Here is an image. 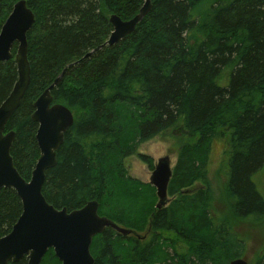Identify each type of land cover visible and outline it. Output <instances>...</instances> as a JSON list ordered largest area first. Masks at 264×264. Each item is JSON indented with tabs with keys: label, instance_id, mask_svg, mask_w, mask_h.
I'll use <instances>...</instances> for the list:
<instances>
[{
	"label": "trees",
	"instance_id": "trees-1",
	"mask_svg": "<svg viewBox=\"0 0 264 264\" xmlns=\"http://www.w3.org/2000/svg\"><path fill=\"white\" fill-rule=\"evenodd\" d=\"M18 0H0V29ZM35 15L27 33L31 80L6 125L15 131L14 165L26 180L40 156L34 102L51 93L74 123L46 172L42 192L69 211L88 201L99 213L141 234L106 229L93 238L94 264H229L247 243L215 214L208 185L211 143L225 140V204L231 218L264 219V0H151L136 30L108 45L109 15H136L144 0H26ZM1 31V30H0ZM13 57L0 62V105L18 79ZM169 128L187 136L168 186L133 178L126 159ZM223 140V141H224ZM156 197V198H155ZM20 197L0 189V237L22 214ZM59 264L53 249L41 264ZM10 264H28L26 257ZM254 264H264V244Z\"/></svg>",
	"mask_w": 264,
	"mask_h": 264
},
{
	"label": "water",
	"instance_id": "water-1",
	"mask_svg": "<svg viewBox=\"0 0 264 264\" xmlns=\"http://www.w3.org/2000/svg\"><path fill=\"white\" fill-rule=\"evenodd\" d=\"M152 8L151 0L130 20H123L111 14L109 22L113 27L107 44H115L131 35ZM35 22L33 11L26 0H18L5 19L0 31V62L13 57L12 47L17 43L14 61L18 79L13 89L0 105V189L12 188L20 197L23 211L11 231L0 237V264H10L26 257L28 264H41L49 249H53L61 264H94L90 247L94 236L106 229H113L123 236L139 233L120 226L114 220L99 213V203L88 201L81 208L69 211L56 208L47 201L42 192L46 172L57 163V151L64 141L65 133L74 123V114L66 105L55 101L51 90L58 85L59 76L34 102L32 120L38 123L36 140L40 156L32 171L30 180L21 176L14 165L11 148L15 131L6 130V125L19 107L31 80V66L28 57L27 33ZM172 176L169 156L158 159L150 177L156 188L157 209L169 201L168 185ZM229 264H250L246 258H235Z\"/></svg>",
	"mask_w": 264,
	"mask_h": 264
},
{
	"label": "rangeland",
	"instance_id": "rangeland-1",
	"mask_svg": "<svg viewBox=\"0 0 264 264\" xmlns=\"http://www.w3.org/2000/svg\"><path fill=\"white\" fill-rule=\"evenodd\" d=\"M186 139V135L178 134V132L175 131V128H169L163 131L160 135L142 143L139 146L138 151L141 154L151 157L154 164L157 163L159 158L166 155L169 156L172 168V179L174 175V169L178 165L180 147L183 143L188 142ZM223 140L218 139L211 143V152L209 158L210 166L209 171L206 174V178L208 180L209 187L213 191V206L215 209V214L225 217L227 220H229L237 234L245 238L247 247L244 258H246L251 264H254L256 259L259 257L264 244V219L258 222H249L239 221L230 217L228 207L225 204L224 194L222 192V185L225 183L226 179L224 159L226 158L225 149L227 148L226 141ZM126 165L129 174L133 178L139 179L144 183H150V177L153 168H151L148 163L141 160L138 155L133 154L129 156L126 159ZM256 180L258 182L259 188L264 193V168L256 174ZM171 198L172 196H169V201ZM157 202L158 196L155 206L157 205ZM145 235L146 234L143 236ZM59 264H61L60 261Z\"/></svg>",
	"mask_w": 264,
	"mask_h": 264
},
{
	"label": "bare ground",
	"instance_id": "bare-ground-1",
	"mask_svg": "<svg viewBox=\"0 0 264 264\" xmlns=\"http://www.w3.org/2000/svg\"><path fill=\"white\" fill-rule=\"evenodd\" d=\"M145 1H146V0H144L143 5H144ZM143 5L141 6V8L143 7ZM141 8H140V9H141ZM11 11H12V10H11ZM139 11H140V10H139ZM138 13H139V12H138ZM134 16H135V15H134ZM134 16H133V17H134ZM144 16H145V15H144ZM7 17H8V16H7ZM133 17H132V18H133ZM128 20H130V19H128ZM1 27H2V26H1ZM0 30H1V29H0ZM108 45H111V44H108ZM112 45H113V44H112ZM169 183H170V182H169ZM156 197H157V196H156ZM172 198H173V197H172ZM172 198H171V199H172Z\"/></svg>",
	"mask_w": 264,
	"mask_h": 264
}]
</instances>
